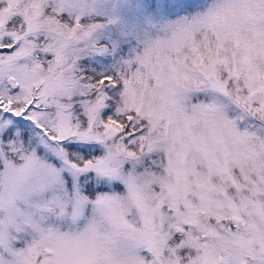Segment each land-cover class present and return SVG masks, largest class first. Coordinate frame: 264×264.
<instances>
[{
	"label": "snow or ice",
	"instance_id": "6c2138e0",
	"mask_svg": "<svg viewBox=\"0 0 264 264\" xmlns=\"http://www.w3.org/2000/svg\"><path fill=\"white\" fill-rule=\"evenodd\" d=\"M0 264H264V0H0Z\"/></svg>",
	"mask_w": 264,
	"mask_h": 264
}]
</instances>
